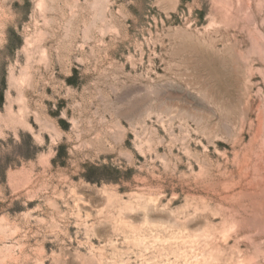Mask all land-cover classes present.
Here are the masks:
<instances>
[{
	"label": "rangeland",
	"instance_id": "rangeland-1",
	"mask_svg": "<svg viewBox=\"0 0 264 264\" xmlns=\"http://www.w3.org/2000/svg\"><path fill=\"white\" fill-rule=\"evenodd\" d=\"M0 264H264V0H0Z\"/></svg>",
	"mask_w": 264,
	"mask_h": 264
},
{
	"label": "bare ground",
	"instance_id": "bare-ground-1",
	"mask_svg": "<svg viewBox=\"0 0 264 264\" xmlns=\"http://www.w3.org/2000/svg\"><path fill=\"white\" fill-rule=\"evenodd\" d=\"M244 163V162H243Z\"/></svg>",
	"mask_w": 264,
	"mask_h": 264
}]
</instances>
